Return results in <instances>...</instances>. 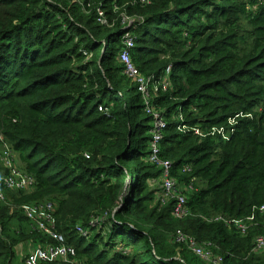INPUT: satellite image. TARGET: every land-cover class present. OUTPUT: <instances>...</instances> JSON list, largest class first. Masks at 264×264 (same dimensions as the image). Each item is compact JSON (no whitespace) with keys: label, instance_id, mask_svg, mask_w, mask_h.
<instances>
[{"label":"trees","instance_id":"trees-1","mask_svg":"<svg viewBox=\"0 0 264 264\" xmlns=\"http://www.w3.org/2000/svg\"><path fill=\"white\" fill-rule=\"evenodd\" d=\"M126 33L140 74L169 68L149 103L166 122L159 157L185 189L181 218L160 199L153 116L118 58ZM220 126L228 140L192 130ZM0 135L35 180L3 191L0 264L56 244L23 209L48 202L79 264H211L177 229L222 264H264V0H0ZM250 216L244 233L225 221Z\"/></svg>","mask_w":264,"mask_h":264},{"label":"built area","instance_id":"built-area-1","mask_svg":"<svg viewBox=\"0 0 264 264\" xmlns=\"http://www.w3.org/2000/svg\"><path fill=\"white\" fill-rule=\"evenodd\" d=\"M98 21H103V12H98ZM134 47V39L130 34L124 35L123 47L119 52L118 58L125 67V72L132 82L136 84L137 91L142 95L145 103V112L153 116L154 132L150 142L149 160L161 166L162 173L160 175V199L162 201L172 199L175 201L172 214L177 217H183L187 210L185 208V196L182 185H180L175 177L171 175L172 164L169 160H161L159 157V142L162 137V131L166 127V122L163 117L153 109L149 103L150 91L155 92L159 87L162 91L169 89L165 77L168 76L169 68L166 69L163 75L155 77H146L139 73L138 69L132 64L130 58V50ZM101 110V107H98ZM177 119L179 122L183 121L181 111H178ZM234 120L229 121V125H234ZM178 130L186 131V126L178 124ZM192 130L201 135H219L223 140H228L233 134V128H225L223 126L214 127L203 133L199 128L193 127ZM1 151H0V199H4V189L10 190H28L34 185V177L24 171L18 169L14 162L13 151L10 145L3 140L0 135ZM193 181V179H191ZM191 184L188 185V188ZM24 214L27 218L33 221L35 228L38 231L48 235L56 241V244H49L45 246L35 245L24 257L23 264H39L49 261H62L67 264H79L74 259L75 250L72 246L65 244L64 237L55 229V222L51 215L52 204L45 203L38 206L23 207ZM259 212L264 213V203L256 208ZM253 219V216L225 220L227 223L234 224L242 233L246 231L248 222ZM96 224V223H95ZM76 231L87 237L89 230L81 226L75 227ZM174 240L178 243L185 244L187 248L202 260L211 264H222V257L214 255L212 250L199 244L193 237L185 234L180 229H177L174 235ZM254 248L256 251L264 250V235H259L255 238ZM81 264V263H80Z\"/></svg>","mask_w":264,"mask_h":264},{"label":"rangeland","instance_id":"rangeland-1","mask_svg":"<svg viewBox=\"0 0 264 264\" xmlns=\"http://www.w3.org/2000/svg\"><path fill=\"white\" fill-rule=\"evenodd\" d=\"M127 23H129L128 21H126ZM244 24L246 25L245 26V28H247L248 27V23L244 20ZM0 151H1V149H0ZM13 156H14V162H15V165H16V167L18 168V169H22L21 167V164H20V162H19V160H18V156H17V154L16 153H14L13 152ZM1 170V169H0Z\"/></svg>","mask_w":264,"mask_h":264}]
</instances>
